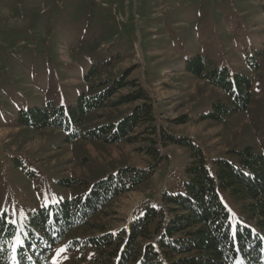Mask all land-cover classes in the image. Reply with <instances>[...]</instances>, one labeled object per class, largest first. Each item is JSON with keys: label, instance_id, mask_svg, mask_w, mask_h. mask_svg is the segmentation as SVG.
<instances>
[{"label": "rangeland", "instance_id": "obj_1", "mask_svg": "<svg viewBox=\"0 0 264 264\" xmlns=\"http://www.w3.org/2000/svg\"><path fill=\"white\" fill-rule=\"evenodd\" d=\"M197 54L211 68L227 66L252 78L247 111L203 119L231 98L185 69ZM125 73L128 84L88 113L81 129L118 123L152 104L151 116L128 139L66 142L62 130L17 122L22 108L48 100L73 105L82 93H99ZM134 92L143 98L111 105ZM182 116L188 121L177 123ZM164 134L191 138L210 163L235 160L232 151L247 147L264 153V0H0V214L7 212L24 231L31 212L86 194L119 169L153 172L70 230L49 264H110L106 253L86 245L88 238L129 229L148 206L162 203L165 192H184L190 151L165 143ZM221 197L234 223L254 226L249 201L228 191Z\"/></svg>", "mask_w": 264, "mask_h": 264}, {"label": "trees", "instance_id": "obj_2", "mask_svg": "<svg viewBox=\"0 0 264 264\" xmlns=\"http://www.w3.org/2000/svg\"><path fill=\"white\" fill-rule=\"evenodd\" d=\"M206 60L197 54L187 60L185 69L225 91L231 104H214L203 119L222 121L231 114L247 111L254 96L252 78L232 72L227 66L211 68ZM250 65L257 67L258 64ZM94 72L95 69H91L86 78ZM127 76L125 73L120 80L94 95L82 93L73 105H57L48 100L43 106L22 108L17 122L37 129L62 130L66 142L102 139L116 143L128 139L146 116H151L152 104L138 106L118 123L86 131L81 129L88 113L106 106L110 98L128 84ZM142 98L141 92H134L111 105ZM187 121V116L176 120L177 123ZM163 140L190 151L184 192H165L162 203L148 206L142 215L131 221L129 229L90 237L86 245L106 253L110 264H264V153L247 147L232 151L235 160L216 158L210 163L204 150L189 137L164 134ZM152 173L132 167L119 169L93 183L86 194L31 212L24 231L7 212L1 213L0 264H49V255L70 230L87 224L89 218L101 212L111 200L134 189ZM61 183L69 185L72 181ZM223 191L249 201L247 209L254 226L231 220L221 197Z\"/></svg>", "mask_w": 264, "mask_h": 264}, {"label": "snow or ice", "instance_id": "obj_3", "mask_svg": "<svg viewBox=\"0 0 264 264\" xmlns=\"http://www.w3.org/2000/svg\"><path fill=\"white\" fill-rule=\"evenodd\" d=\"M64 249H61L60 251H63Z\"/></svg>", "mask_w": 264, "mask_h": 264}]
</instances>
